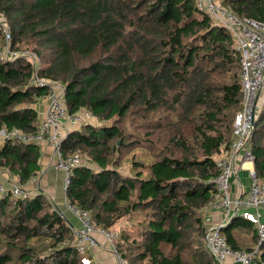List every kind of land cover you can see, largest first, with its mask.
I'll return each instance as SVG.
<instances>
[{
    "label": "trees",
    "instance_id": "1",
    "mask_svg": "<svg viewBox=\"0 0 264 264\" xmlns=\"http://www.w3.org/2000/svg\"><path fill=\"white\" fill-rule=\"evenodd\" d=\"M218 3L241 19L264 21V0ZM0 15L11 46L41 62L36 70L27 57L0 62V130L33 133L40 120L34 105L51 92L33 78L58 81L67 114L83 110L100 121L59 141L64 158H87L72 169L66 200L99 229L139 215L136 236L123 233L115 244L127 264H213L201 210L214 199L215 158L227 153L242 100L230 31L195 0H0ZM131 152L124 174L119 168ZM39 154L37 144L4 141L0 169L25 184L38 173ZM250 154L264 181V107ZM69 224L39 191L21 200L0 196V264H84L88 249L77 250ZM247 224L254 243L243 249L232 230ZM219 231L241 251L257 240L254 226L238 217ZM260 251L264 260V242Z\"/></svg>",
    "mask_w": 264,
    "mask_h": 264
},
{
    "label": "built area",
    "instance_id": "2",
    "mask_svg": "<svg viewBox=\"0 0 264 264\" xmlns=\"http://www.w3.org/2000/svg\"><path fill=\"white\" fill-rule=\"evenodd\" d=\"M195 2L197 7L204 9L215 23L230 31L235 41V49L239 54L242 93L241 108L235 113L233 119L232 140L227 153L225 156L215 158L219 173L213 179L214 199L207 206L208 210L220 213L222 221L212 229H205L204 249L213 264H224L227 259H231L234 264H264V260L260 257V245L264 242V222L261 220V210L264 208V181L255 177L254 170H249L250 184L246 194L234 198L230 194L231 182L238 170L237 157L240 155L244 161H252L250 154L252 129L258 117L261 98L264 95V21L241 19L228 9L223 8L216 0H195ZM1 33L3 43L0 45V62L27 57L31 62L37 64L34 67L35 70L39 67V60L33 53L11 46V33L7 22L2 18H0ZM33 83L49 85L51 88V92L47 93L45 97L46 109L36 130L31 134H26L17 129H2L0 130V143L15 140L24 144L50 146L55 155L54 169L62 173L64 208L77 219L76 224H69L77 250L84 254L93 243V234L97 233L107 240L111 251L117 257L118 264H127V261L115 252L117 233L95 227L89 213L70 204L65 196L72 169L84 165L86 162L78 154L67 158L62 156L59 150V141L63 136L62 123L66 122L68 130H72L78 129L82 125L80 123H83V113L89 118L86 123L96 125V119L83 110L73 115L67 114L66 105L51 82L34 77ZM35 180V176L30 177L25 184H21L15 177L0 178V196L9 193L15 199L29 198L32 193L28 189V185L34 183ZM59 212L61 215L63 214L60 210ZM234 217L251 223L255 228L257 240L250 251L231 248L219 231ZM83 263L95 264L90 262L87 257L83 259Z\"/></svg>",
    "mask_w": 264,
    "mask_h": 264
},
{
    "label": "crops",
    "instance_id": "3",
    "mask_svg": "<svg viewBox=\"0 0 264 264\" xmlns=\"http://www.w3.org/2000/svg\"><path fill=\"white\" fill-rule=\"evenodd\" d=\"M35 110L38 113L39 119L43 116L46 109V100L43 98L39 100L34 105ZM97 121V120H96ZM98 122V121H97ZM68 130L67 123H62L63 134ZM39 172H44L41 177L35 176V182L28 185V189L31 193L38 192L36 188L41 189L40 191L46 196V198H52L53 204L56 208H60L63 205V193L61 191L60 185H62V173L55 171L53 169L55 155L53 149L48 145H39ZM237 172L233 176L230 188V194L234 198L236 196H244L248 190L250 184L249 170H253L254 166L252 161H244V159L239 155L236 159ZM13 175L8 173L4 169H0V178H10ZM14 178V177H12ZM60 192V193H59ZM63 198V199H62ZM60 210V209H59ZM65 217L70 218L68 213L64 214ZM202 221L204 228L212 229L222 221V215L215 211L208 210L207 207L201 210ZM63 216V214H62ZM261 220L264 222V208L261 210ZM230 222V221H229ZM228 223H226L227 225ZM225 225V226H226ZM253 227L247 224L246 227L238 226L232 230V235L234 238L235 245L241 248L252 247L253 240ZM94 240L98 243V247L91 248L87 250L86 256L90 258V261L95 264H114V257L111 251L104 246L100 247L102 236L97 233L93 234ZM224 264H234L231 259H227Z\"/></svg>",
    "mask_w": 264,
    "mask_h": 264
},
{
    "label": "rangeland",
    "instance_id": "4",
    "mask_svg": "<svg viewBox=\"0 0 264 264\" xmlns=\"http://www.w3.org/2000/svg\"><path fill=\"white\" fill-rule=\"evenodd\" d=\"M217 2H218V0H216ZM0 18H2L4 21H6L1 15H0ZM234 48H236V45H235V42H234ZM40 66H41V62H40ZM132 68H134L133 66H132ZM52 83V82H51ZM54 86H55V89H57L58 91H60V84H59V82L57 81L56 83H54L53 84ZM263 107H264V95L262 96V98H261V101H260V108H259V112H258V116H259V114L261 113V111H262V109H263ZM88 114V113H87ZM82 115V114H81ZM258 118V117H257ZM82 122L83 123H80V125L82 124V125H85V124H90V123H86L87 121H89V118L88 117H86V116H84V113H83V115H82ZM100 122V121H99ZM99 122H95L96 123V125H98L99 124ZM63 123H66V122H63ZM68 125V124H67ZM81 125V126H82ZM80 126V127H81ZM79 129V128H78ZM187 129V128H186ZM72 130H74V129H72ZM187 132H189L188 130H187ZM186 137H189V135H188V133L186 134ZM137 152L139 151V150H136ZM135 151V152H136ZM131 155H132V152L131 153H129L128 155H126L125 157H123V161H122V164H121V166H120V168H119V171H121V172H124V174H127L128 172H129V169H130V163H129V159H130V157H131ZM135 155H137L138 157L139 156H141V154H139V153H137V154H135ZM83 160H84V162H87V158L85 157V156H82L81 157ZM53 169H54V165H53ZM55 170V169H54ZM56 171V170H55ZM44 172H39L38 173V175L41 177V175L43 174ZM63 185V184H62ZM62 185H60V187H61V191H62ZM39 192H41L42 190L41 189H39V188H36ZM41 190V191H40ZM42 193V192H41ZM60 193V192H59ZM62 193H63V191H62ZM63 198H64V196H63ZM62 198V199H63ZM51 203H53V200H52V198H47ZM60 209V211L61 212H63V216L65 217V213H68L69 215H70V218H68L69 219V221L71 222V224H76L77 223V219H76V217L74 216V215H72V213H70V212H68V211H66L65 210V208H64V204L59 208ZM58 209V210H59ZM89 213V212H88ZM139 220H140V217H139V215H137V216H129V217H123V218H120L119 220H118V222L114 225V226H112L109 230L110 231H113V232H115V233H117V239H116V242L117 241H119L120 239H121V236H123V233H124V235H126L127 237L128 236H130V237H128L129 239H131L132 237H135L136 236V234H137V230H138V222H139ZM69 223V222H68ZM204 227V226H203ZM204 231H205V228H204ZM204 236V235H203ZM103 239H102V241H101V245H100V247H103L104 246V248L106 247L107 249H108V251L110 252L111 251V249H110V245L107 243V240L106 239H104V237H102ZM94 239V238H93ZM116 242H115V244H116ZM107 243V244H106ZM98 247L99 245H98V243L95 241V240H93V243L92 244H90V246L88 247V249H91V248H95V247ZM203 247H204V244H203ZM114 248H115V245H114ZM115 250H116V248H115ZM111 253L113 254V257H114V264H118V262H117V257H116V255L114 254V252L113 251H111ZM89 260H90V258H88ZM90 262H92V261H90ZM92 263H94V262H92Z\"/></svg>",
    "mask_w": 264,
    "mask_h": 264
},
{
    "label": "water",
    "instance_id": "5",
    "mask_svg": "<svg viewBox=\"0 0 264 264\" xmlns=\"http://www.w3.org/2000/svg\"><path fill=\"white\" fill-rule=\"evenodd\" d=\"M132 66H133V64H132L131 67H130L131 71L133 70Z\"/></svg>",
    "mask_w": 264,
    "mask_h": 264
}]
</instances>
